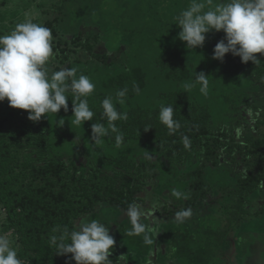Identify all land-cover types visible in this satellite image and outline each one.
I'll return each mask as SVG.
<instances>
[{"label": "trees", "instance_id": "obj_1", "mask_svg": "<svg viewBox=\"0 0 264 264\" xmlns=\"http://www.w3.org/2000/svg\"><path fill=\"white\" fill-rule=\"evenodd\" d=\"M115 1L59 0L51 6L56 15L46 21L55 56L71 66L72 60L82 63L80 74L96 85L87 98L95 114L92 120L82 126L72 124L71 95L67 112L61 108L39 121L28 119V110L10 106L5 112L0 108L3 230L17 237L14 246L23 264H76L71 254H58L50 246V236L54 226L72 231L79 218L86 216L105 223L114 237L109 257L114 264H122L121 253L127 254V264H157L143 234L121 232L131 228L124 226L120 214L132 203L144 210L149 200L157 201L156 187L161 192L168 188L172 198L173 189L187 193V199L174 205L193 213L204 212L225 191L224 197L232 195L235 201L229 226L223 231L211 225L203 232L207 234L204 240L192 233L187 219L179 235H169L175 254L183 261L179 264H220L215 261L214 245L221 243L232 226L255 224L261 225L258 231L264 230V118L257 111L256 99L249 102L259 89L250 88L249 78L264 85V64L243 63L231 53L223 61L213 59L214 48L206 42L187 49L178 37L180 28L174 18L190 0H122L121 5ZM107 10L117 15L111 22L114 32L133 33L137 39L133 58L116 74L106 65L87 63L88 56L104 55L96 54L98 37L81 30L82 25L98 22L100 12ZM201 71L209 79L207 96L199 92V85L189 91L183 87ZM134 82L141 89L138 95L132 91ZM124 87L129 89L125 103L116 106L128 119L115 122L124 133L123 144L116 147L114 134L93 142L91 125L107 126L102 100L112 96L115 101L116 91ZM161 104L173 105L174 119L181 123L172 135L159 121ZM61 118L64 124L58 126L56 121ZM184 135L190 138V149L183 146ZM176 169L180 171L174 174ZM159 199L171 211L172 207L167 209L169 199ZM166 232L158 231L163 239ZM131 244L137 245L136 252L131 251Z\"/></svg>", "mask_w": 264, "mask_h": 264}, {"label": "clouds", "instance_id": "obj_2", "mask_svg": "<svg viewBox=\"0 0 264 264\" xmlns=\"http://www.w3.org/2000/svg\"><path fill=\"white\" fill-rule=\"evenodd\" d=\"M180 28L178 37L186 42L187 49L202 47L206 34L212 30H223L224 37L215 45L213 59L223 61L225 54L239 56L241 62H259L256 53L264 54V0H190L174 18ZM53 35L51 30L34 20L32 14L26 13L23 22L17 23L9 34L0 35V102L7 99L9 106L28 110V119L39 121L43 115L56 114L61 108L68 111V98L71 95L72 124L82 126L94 117L88 102L96 85L90 77L78 74V68L61 66L52 71L49 67L54 59ZM199 85V92L207 96L209 79L203 71L195 73L191 83H185V91ZM129 89L124 87L101 102L104 123L91 125V139L95 143L114 134L115 145L120 148L124 142V133L116 121H126L128 115L120 111L117 104H124ZM132 91L139 94L141 89L135 82ZM173 105H160L159 121L168 129L169 135L181 128L179 120L174 119ZM63 126L64 119L56 121ZM149 127L145 128L147 130ZM185 149L191 148L187 135L182 136ZM172 195L177 199H187V193L173 189ZM132 225L129 236L143 234L146 245L154 243L148 232L157 233L143 223L144 211L132 203L124 210ZM154 215V213H149ZM193 215L192 209H180L175 213L178 223L185 222ZM50 246L61 255L71 254L76 264H112L110 253L115 244L106 224L97 219L81 216L74 230L67 226L56 225L50 236ZM10 233H0V264H23L18 257L17 248ZM175 251V249H173ZM122 264H127V254H121Z\"/></svg>", "mask_w": 264, "mask_h": 264}, {"label": "rangeland", "instance_id": "obj_3", "mask_svg": "<svg viewBox=\"0 0 264 264\" xmlns=\"http://www.w3.org/2000/svg\"><path fill=\"white\" fill-rule=\"evenodd\" d=\"M58 1L59 0H0V35L9 34L17 23L23 22L26 13L32 14L36 22L42 23L44 26H47L46 21L51 20L52 15H56V13H52L54 11V8H51V6L53 3ZM121 1L122 0H116L115 2H118L121 5ZM122 3L123 5H125L127 2L125 1ZM48 8L50 12L48 11ZM136 9L137 8L132 9L131 12H134ZM99 16L100 18L98 22L87 26L82 25L81 30L82 32L90 31L91 33H94L95 36L98 37L99 41L97 43L98 45L96 48V54H101V55L103 54L104 56L97 57L93 54L92 56H88V60L86 61L87 63H92L94 65L96 64L98 66L106 65L108 66V69L112 73L116 74L120 72L122 68L133 58L132 49L134 43L137 42V39L134 37L133 33L114 32L115 25L111 22L112 20L117 19L115 17L117 15L112 11L107 10L104 12H100ZM223 37H224L223 30L220 31L212 30L206 34V40H205L206 45L209 48L210 47L214 48V45ZM255 55L259 59V63L263 65L264 54L256 53ZM73 58L74 56H72V59ZM61 59L62 57L55 56L54 59L50 62L49 67L52 71L59 70L61 66H66V67L75 66L78 68L77 75L78 76L80 75L82 63H78L75 60H72V66H71L68 63V61H63V59L61 61ZM249 82H250L249 85L250 88L259 87L258 91L252 94L249 102H251L253 98L256 99L258 104L257 111L261 113L262 117L264 118V85L255 77L249 78ZM235 92H237V89L235 90ZM0 108L3 109L5 112L8 111L10 106L7 102V99H5L3 102H0ZM232 116H234V114H232ZM151 161L155 162L156 161L155 157H153ZM186 165L188 166V164ZM186 165H185L186 169L189 168V166L187 167ZM179 171H180L179 169H176L174 174H177ZM237 187H239V184L237 185ZM165 189L166 190L164 192H161L156 187L154 189V192L157 195L156 196L157 201L151 199L146 203V205H143L144 210L142 211H144L145 213L143 219H147L145 221V224L149 225L157 233L156 235H153V232L151 231L148 232L149 235L152 236L154 240V243L152 244V248L150 247L151 249L149 254H151L153 260L156 261L157 264H179L182 263L183 261L181 258H179V256L175 254V251H173V246L171 242L173 238L172 236L169 235L170 232H173L175 235H179L183 231V228L181 227V223H178L175 220V213L179 210V207L178 205H174V204H177L180 199L170 197V194L167 191L168 188ZM224 192L221 191L222 195L220 194L217 199H213L212 201H210L211 203L206 206L204 212H194L192 218H188L187 222L192 233H196L198 237L207 240L205 238L207 234L203 232L204 230L207 231L209 226L211 225L214 226L216 231L219 232L223 231L224 228L229 226L228 225L230 222L229 214L231 213L233 207L231 204L232 201L235 200L233 199L232 195H229V197H224L223 195ZM159 194L161 196H159ZM159 197H162L163 199L165 198L169 199L170 203H168L167 209L172 207L171 211L164 209L163 207V205H165L164 201L160 200ZM158 212L160 213L154 217V215ZM149 213H154V215H149ZM157 216H159V218H157ZM5 217H6L5 213L0 212V233H10L12 238L14 239V244L18 245L16 243L17 237L10 231H4L5 229L2 227V224L5 221ZM120 219L125 220L126 223H124V226L132 228V225L129 222V218L126 215H124V213L120 214ZM167 221L170 222V226L164 224V222L168 224ZM254 226L255 225H251L252 228ZM162 229H164V231L165 229L167 230L166 237L164 239L163 237H160V234L158 233V231L162 232ZM239 229L240 227L234 229L232 226V229L225 234V238L231 240L236 235L240 240L238 247L239 249H241L249 240L240 236L241 234L238 233L240 231ZM128 230H129L128 228L127 229L123 228L121 229V232L126 234ZM212 231L216 239L217 234L214 230ZM232 243L234 244V240L232 241ZM261 243H264V240ZM175 244L177 245L176 242ZM118 245L120 246L121 244L118 243ZM131 249H132L131 251L136 252L137 245L131 244ZM253 254L256 255L257 250H254ZM258 255L260 257V260H264V249L261 251L258 249ZM247 258L251 260L254 259L251 256ZM216 260L217 262L220 261V264H229L231 261V259H226V257L223 256L221 252H217L215 261ZM112 264H114L113 261Z\"/></svg>", "mask_w": 264, "mask_h": 264}, {"label": "water", "instance_id": "obj_4", "mask_svg": "<svg viewBox=\"0 0 264 264\" xmlns=\"http://www.w3.org/2000/svg\"><path fill=\"white\" fill-rule=\"evenodd\" d=\"M243 224L244 225H241V228L239 230L244 231L245 233H243V235L242 236L240 235V236L249 241L246 242V244L241 249H239L238 246H239L240 240L238 239L236 235L231 240L229 239L231 243H227L228 239L224 237L223 239H221V243L215 244L214 246L215 257L217 256V252H221L222 255L226 257V259H231L229 264H247V262L248 264L252 262L254 264H263L264 260H260V257L258 255V249L260 251L264 249V243H261L264 240V234H263L264 230L258 231L261 225H258L257 227L254 226L253 228L249 226L246 229L247 224L246 223H243ZM233 240H234V244L232 243ZM254 250H257L256 255L253 254ZM249 256L253 257L254 259L253 260L248 259L247 257ZM131 264L133 263L131 262Z\"/></svg>", "mask_w": 264, "mask_h": 264}]
</instances>
